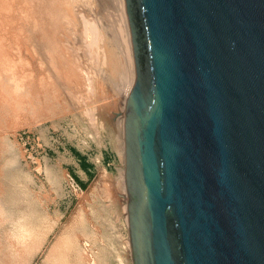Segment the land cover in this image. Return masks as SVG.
<instances>
[{"label":"water","instance_id":"water-1","mask_svg":"<svg viewBox=\"0 0 264 264\" xmlns=\"http://www.w3.org/2000/svg\"><path fill=\"white\" fill-rule=\"evenodd\" d=\"M132 264H264V0H125Z\"/></svg>","mask_w":264,"mask_h":264},{"label":"rangeland","instance_id":"rangeland-1","mask_svg":"<svg viewBox=\"0 0 264 264\" xmlns=\"http://www.w3.org/2000/svg\"><path fill=\"white\" fill-rule=\"evenodd\" d=\"M0 1V40L4 42H0V59L4 62L1 64L0 61V76H3L0 78L8 80V87H14L6 91L15 95L18 90L23 91L25 97L20 98L28 102L30 96L27 93L31 86L34 92L38 93L40 89V94L47 87L43 91L45 94L40 95L34 106L26 102L15 106L12 99L16 96L0 88V92L3 91L0 95L5 94L7 97L3 96V100L0 98V104L5 103L7 105H3L4 109H11H7L9 114L0 105V264H3L4 255L15 262L11 260V264H46L47 258H52L50 256H53V263L56 264H132L127 207L124 203L127 199L123 184V130L118 118L124 113L123 97L131 80L129 74L134 79V67H131V72L128 68L130 65L123 60L125 56L120 49L121 45L117 43L119 36L114 28L116 0H64L60 7L59 19L64 24H59L54 38H58L72 62L77 63L74 64L80 67L78 70L93 73L94 80L98 79L99 84L102 83L96 86L95 95L86 92L82 83L74 80L75 76L72 80L64 69L59 80H53V68L44 52L43 39L33 32L32 21L33 26L40 27L38 21L41 18L35 7L36 10L29 11L28 8L32 6L27 9L21 6L23 0H15L16 3L14 0ZM36 1L32 0V4ZM17 7L21 8L20 11ZM71 7L75 10L69 9ZM24 13H27L26 16ZM34 15L36 21H30ZM91 19L106 26V31L111 33L110 37L105 34L99 41L100 50L97 53L85 48L84 29ZM111 52H114V56ZM4 55L5 58L2 57ZM6 67L10 70H6ZM39 80L41 83L44 80L45 86L42 84L43 87H40ZM13 107H16L17 113ZM18 113L22 114V118ZM11 115L17 118L13 119ZM73 160L80 161L86 179L77 176V171L73 170ZM21 229L28 234H23Z\"/></svg>","mask_w":264,"mask_h":264},{"label":"bare ground","instance_id":"bare-ground-1","mask_svg":"<svg viewBox=\"0 0 264 264\" xmlns=\"http://www.w3.org/2000/svg\"><path fill=\"white\" fill-rule=\"evenodd\" d=\"M3 1V0H2ZM15 1V0H14ZM29 1V2H28ZM1 2V1H0ZM4 2H6V1H4ZM21 2V1H20ZM19 2V3H20ZM100 2V1H99ZM116 2H117V12L115 11V15H116V21H115V25H114V28L116 29V31H115V33L119 36V39H118V42L117 43H119L120 45H121V50L123 51V53H124V56H125V58L123 59V60H125L127 63H128V65H130V66H128V68L131 70L132 68V66L134 67V72L131 70V72H133L134 73V79H133V77L131 78V75L129 74V85H128V87L125 89L126 90V92H125V95H124V104H125V106H124V113L122 114V116L120 117V118H118V122H119V124L121 125V127H122V130H123V160H124V119H125V107H126V102H127V99H128V96H129V94H130V92H131V89H132V87H133V84H134V81H135V65H134V56H133V48H132V42H131V33H130V29H129V24H128V19H127V15H126V9H125V0H116ZM2 3V2H1ZM10 3H11V1H10ZM10 3H9V5H10ZM15 3H16V1H15ZM18 3V4H19ZM23 4H21V6H24V7H26V9L28 8V7H30V6H32V8L30 7V8H28V9H30L29 11H31L32 9H34V7L37 9V13L39 12V14H37L38 16L39 15H41V18L39 19V23H40V27H38L39 25H37V24H34V25H37L36 27L35 26H33V21H32V27H33V32H35V33H37V35L41 38V39H43V48H44V52H45V54H47V56H48V60H49V62L51 63L50 65H52V68H53V70H52V72L54 73L51 77L53 78V80H55V81H58L59 79V77H60V75H61V72H62V70L64 69L65 71V73L67 72V74H69L71 77L70 78H72V80H73V77L75 76V78H74V80H76L78 83H82V86H83V88L85 89V91L86 92H88L89 94H91V95H95V88H96V86H99V85H102V83L101 84H99V82L96 80H94V78H93V73H88V71H83L82 69H80V70H78L77 68L79 67H77V66H75V64H77V63H75V62H72V58H71V56L69 57V56H67V54H65V50L63 49V47L61 46V44H59V40H58V38L56 37V39L54 38L55 36V34H56V32H57V29H58V27L61 25H63L64 23H62L61 24V20L59 19V13H61L60 12V10L62 9H60V7H61V5L64 3V0H38V1H36V3H34V4H32V0H23V2H22ZM31 3V4H30ZM20 4H19V6H20ZM94 4V3H93ZM12 6V5H11ZM20 6V7H21ZM96 6V5H95ZM2 7V6H1ZM14 7H15V5H14ZM8 8V7H7ZM18 8V11H20V9L22 8H20L19 9V7H17ZM16 9V8H15ZM36 9H34V10H36ZM69 9H71L72 11H73V9H72V7L71 8H69ZM68 9V10H69ZM75 10V9H74ZM8 11V10H7ZM21 11H23V10H21ZM17 12V11H16ZM25 12V11H24ZM34 13H35V11H33ZM18 13V12H17ZM19 13H21V12H19ZM18 13V14H19ZM3 14V13H2ZM7 14V13H6ZM5 14V15H6ZM10 14V13H9ZM23 14V13H22ZM25 14V13H24ZM27 14V13H26ZM26 14H25V16H26ZM31 14H33L32 12H31ZM35 14V15H36ZM11 15V14H10ZM35 15H34V17H32V18H30L31 16H30V14H29V18H30V21H31V19L33 20H35ZM72 15V14H71ZM70 15V16H71ZM73 15H75L76 16V14L74 13ZM73 15L71 16V17H73ZM2 16V15H1ZM9 16V15H8ZM18 16V15H17ZM23 16V19L24 20H26V18H25V16L24 15H22ZM28 16V15H27ZM33 16V15H32ZM61 16V15H60ZM7 17V16H6ZM15 17V16H14ZM11 18V17H10ZM3 20H4V18H3ZM10 20V19H9ZM17 19H15V21H16ZM41 20V21H40ZM6 21V20H5ZM36 21V20H35ZM63 21V20H62ZM9 22H12V21H9ZM28 22V21H27ZM2 23V22H1ZM8 23V22H7ZM21 23V22H20ZM30 23V22H29ZM36 23V22H35ZM104 23H105V21H104ZM31 24V23H30ZM60 24V25H59ZM108 24V23H107ZM27 25V24H26ZM29 25V24H28ZM57 25V26H56ZM6 26V25H5ZM21 26V25H20ZM108 26V25H107ZM31 27V26H30ZM29 27V28H30ZM31 27V28H32ZM0 28H2V27H0ZM14 28V27H13ZM24 28H27V27H25V25H24ZM19 29V28H18ZM21 29H23V27L21 28ZM112 29V28H111ZM2 30V29H1ZM32 30V29H31ZM60 30V29H59ZM101 30V31H100ZM3 31V30H2ZM18 31H21V30H18ZM24 31V30H23ZM26 31V30H25ZM84 31H85V37H86V41H85V48L86 49H89V51H94V53L96 52H98L99 50H100V48H99V41L103 38V36H105V34H108L109 36L108 37H110V35H111V33H109L108 31H106V26H104V25H100L98 22H94L92 19L91 20H89V22L85 25V29H84ZM113 31V30H112ZM6 32V31H5ZM17 32V31H16ZM28 32V31H27ZM101 32V33H100ZM3 33V32H2ZM11 33H12V31H11ZM10 33V34H11ZM25 33V32H24ZM114 33V34H115ZM1 34V33H0ZM4 34H6V33H4ZM10 34H8V35H10ZM31 34V33H30ZM27 35V34H26ZM1 36V35H0ZM3 36V35H2ZM6 36H7V34H6ZM29 36V35H28ZM32 36H34V35H32ZM36 36V35H35ZM58 36V35H57ZM5 36H3V38H4ZM17 37V36H16ZM27 37V36H26ZM107 37V41L109 42V38ZM113 37V36H112ZM115 37V36H114ZM117 37V36H116ZM115 37V38H116ZM10 38H12V37H10ZM22 38V37H21ZM29 38V37H28ZM105 38V37H104ZM2 39V38H1ZM9 39V38H8ZM40 39V40H41ZM46 39V40H45ZM106 39V38H105ZM117 39V38H116ZM22 40V39H21ZM21 40H20V42H21ZM36 40H37V38H36ZM15 41V40H14ZM0 42L1 43H3L4 44V42H2L1 40H0ZM19 42V41H18ZM20 42H19V44H20ZM0 43V44H1ZM11 43V42H10ZM15 44V43H14ZM18 44V43H17ZM22 44V43H21ZM32 44H33V42H32ZM131 44V45H130ZM7 45V44H6ZM40 45V44H39ZM116 45H118V44H116ZM1 46V45H0ZM18 46V45H17ZM21 46V45H20ZM33 46V45H32ZM35 46V45H34ZM72 46V45H71ZM77 46V45H76ZM104 46V45H103ZM106 46V45H105ZM108 46V45H107ZM5 47H7V46H5ZM12 47V46H11ZM14 47H16V46H13V48ZM110 47V46H109ZM1 48H2V46H1ZM12 48V49H13ZM21 48L23 49V47L21 46ZM72 48V47H71ZM111 48V47H110ZM4 49V48H3ZM8 49H10V48H8ZM75 49V48H74ZM105 49V48H104ZM5 50V49H4ZM6 50H7V48H6ZM5 50V51H6ZM15 50V49H14ZM77 50V49H76ZM79 50V49H78ZM108 50V49H107ZM120 50V51H121ZM0 51H1V49H0ZM8 51H10V50H8ZM19 51V50H18ZM17 51V53H19ZM74 51V50H73ZM81 51V50H80ZM79 51V52H80ZM113 51V50H112ZM4 52V51H3ZM37 52V51H36ZM35 52V53H36ZM110 52V51H109ZM2 53V52H1ZM8 53V52H7ZM15 53H16V51H15ZM112 53V52H111ZM121 53V52H120ZM107 54V53H106ZM113 54V56H114V52L112 53ZM122 54V53H121ZM14 55V54H13ZM78 55H79V53H78ZM109 55V54H108ZM75 56H76V54H75ZM75 56H74V58H75ZM107 56V55H106ZM115 56H117V55H115ZM2 57H4L5 58V55L4 56H2ZM7 57V56H6ZM8 57H9V54H8ZM21 57V56H20ZM80 57H81V55H80ZM99 57V56H98ZM98 57H96L97 59H99ZM111 57V56H110ZM17 58V57H16ZM26 58V57H25ZM78 58H79V56H78ZM108 58V57H107ZM112 58V57H111ZM110 58V59H111ZM11 59H12V57H11ZM15 59V58H14ZM82 59V58H81ZM106 59V58H105ZM112 59H114V57L112 58ZM18 60H20V59H18ZM24 60V59H23ZM74 60V59H73ZM132 60H133V62H132ZM0 61H1V59H0ZM99 61V60H98ZM106 61V60H105ZM16 62V61H15ZM15 62L13 63V65L15 64ZM102 62V61H101ZM2 63H4V62H2L1 61V64ZM24 62H22V64H23ZM29 63V62H28ZM75 63V64H74ZM123 63H125L124 61H123ZM133 64V65H131V64ZM6 64V63H5ZM5 64H3V65H5ZM21 64V63H20ZM95 64V63H94ZM12 65V66H13ZM19 65V64H18ZM29 65V64H28ZM49 65V66H50ZM125 65V64H124ZM5 66H9L8 64L7 65H5ZM15 66V65H14ZM24 66V65H23ZM105 66V65H104ZM1 67V66H0ZM7 67L5 68L6 70H8L7 69ZM3 68V67H2ZM14 68V67H13ZM22 68V67H21ZM40 68V67H39ZM80 68V67H79ZM15 69H17V68H15ZM10 70V69H9ZM13 69H11V71H12ZM45 70H47V69H45ZM28 71V70H27ZM49 71V70H48ZM51 71V70H50ZM83 71V72H82ZM126 71V70H125ZM23 72V71H22ZM39 72V71H38ZM44 72V71H43ZM64 72H62V73H64ZM128 72H130V71H128ZM11 73V72H10ZM14 73V72H13ZM105 73V72H104ZM20 74V73H19ZM26 74V73H25ZM27 74H28V72H27ZM35 74H36V72H35ZM38 74V73H37ZM40 74H41V71H40ZM13 75H15V74H13ZM12 75V76H13ZM45 75H47V73L45 74ZM49 75V74H48ZM64 75V74H63ZM127 75H128V73H127ZM20 76V75H19ZM23 76V75H22ZM31 76V75H30ZM32 76H34V75H32ZM31 76V77H32ZM0 77H3V76H0ZM14 77V76H13ZM18 77V76H17ZM50 77V76H49ZM20 78V77H19ZM28 78V77H27ZM39 78H41V77H39ZM13 79L14 78H12V81H13ZM17 79V78H16ZM36 79H38V76H37V78ZM58 79V80H57ZM66 79V78H65ZM11 80V79H10ZM19 80V79H18ZM52 80V81H53ZM7 81L8 80H6V79H4V78H0V88H1V90H4V92H9V93H11L10 91H6V89L8 88H10V87H8V85H7ZM29 81V80H28ZM40 81V87H43L42 86V84L44 85V80L42 81V83H41V80H39ZM69 81V80H68ZM68 81H66V82H68ZM102 81V80H101ZM15 84H17L16 83V80L15 81H13ZM19 82V81H18ZM26 82V81H25ZM65 82V81H64ZM70 82V81H69ZM12 83V82H11ZM29 83V82H28ZM32 83V82H31ZM36 83V82H35ZM53 83V82H52ZM51 83V84H52ZM14 84V85H15ZM34 84V83H33ZM32 84V85H33ZM48 84V83H47ZM18 85V84H17ZM26 85V84H25ZM30 86H31V84H29ZM35 85V84H34ZM20 86V85H19ZM18 86V87H19ZM28 86V85H27ZM29 86V87H30ZM45 86V85H44ZM13 87V86H12ZM10 88V89H14V87L13 88ZM17 86L15 87V88H18ZM21 88H22V86H21ZM28 88V87H27ZM31 88H32V86H31ZM31 88L29 89V91H28V96H30V99L28 100V102H26L27 104H32V106H34L33 104H35L36 103V101H37V99L39 100V97H40V95L43 93V94H45L43 91H44V89L45 88H47V87H45L41 92V94H40V89L38 90L39 92L37 93V92H34L33 91V88H32V91H31ZM23 89V88H22ZM36 89V88H35ZM34 89V90H35ZM42 89V88H41ZM60 89V88H59ZM49 91V90H48ZM84 91V90H83ZM2 93H3V91H1ZM0 92V93H1ZM15 92V91H14ZM23 91L22 92H20L19 90H18V93L16 92V95H15V93L13 94V93H11L12 95H15L16 96V98L15 99H12V104H14L15 106H21L22 105V103H24L25 104V102H23L21 99L23 98H20L21 96H24L23 95ZM25 94V93H24ZM3 95V94H2ZM5 95V94H4ZM3 95V96H4ZM6 95H9L10 96V94H6ZM1 96V95H0ZM3 96H1L0 98H2ZM89 96V95H88ZM4 97H6V96H4ZM25 97V96H24ZM44 97V96H43ZM7 98V97H6ZM5 98V100H7ZM11 98H12V96H11ZM11 98L9 97V101L11 100ZM27 99H28V97H26ZM46 98V97H45ZM24 99V98H23ZM2 100H3V98H2ZM25 100V99H24ZM3 101H1V103H2ZM6 103H7V101H6ZM10 103V102H9ZM5 103H2V104H0V105H4ZM23 104V105H24ZM7 104H5V106H6ZM10 105V104H9ZM12 106V105H11ZM26 106H28V105H26ZM23 107V106H22ZM12 108V107H11ZM15 108L16 107H13V109H14V111H15ZM18 108V107H17ZM3 109H4V106H3ZM5 109L7 110V109H9L8 107L6 108L5 107ZM4 109V110H5ZM20 109H22V108H20ZM20 109H19V111H20ZM6 110H5V112H6ZM9 110H11V109H9ZM9 110H7V112L9 111ZM23 110V109H22ZM33 110V109H32ZM1 112H3L4 113V111H1ZM11 112H13V110L11 111ZM18 112V111H17ZM16 111H15V113H17ZM22 112V111H21ZM26 112V111H25ZM93 112H94V110H93ZM9 113V112H8ZM20 113V112H19ZM18 113V114H19ZM10 114V113H9ZM17 114V115H18ZM23 114H24V112H23ZM34 114V113H33ZM5 115V114H4ZM14 115V114H13ZM21 115V118H22V114H19V116ZM26 115V114H25ZM24 115V116H25ZM3 116V115H2ZM12 116V115H11ZM16 116V115H15ZM34 116V115H33ZM5 118V117H4ZM12 118H13V116H12ZM17 118V117H16ZM16 118H13V119H16ZM20 118V119H21ZM91 118V117H90ZM94 120V119H93ZM7 121H8V119H7ZM7 121H5V122H7ZM14 121V120H13ZM16 121V120H15ZM23 121V120H22ZM40 121V120H39ZM20 122V121H19ZM8 123V122H7ZM14 123V122H13ZM13 123H11V125L13 126L14 124ZM21 123V122H20ZM8 124H10V123H8ZM8 124H7V126H8ZM24 124V123H23ZM6 126V125H5ZM19 126V125H18ZM17 126V127H18ZM9 127V126H8ZM14 127V126H13ZM13 127H12V129H13ZM21 127H23V126H21ZM30 127V126H29ZM30 131V130H29ZM14 132V131H13ZM15 133V132H14ZM1 136H2V134H1ZM4 136V135H3ZM2 138V137H1ZM3 139H5V138H3ZM5 141V140H4ZM14 141V140H13ZM5 143V142H4ZM3 143V144H4ZM2 144V145H3ZM1 150V149H0ZM4 150V149H3ZM8 151V150H7ZM19 155H21V154H19ZM13 160V159H12ZM15 161V160H14ZM123 171H124V166H123ZM123 171H121V176L120 177H122V175H123ZM121 181L123 180V178L122 179H120ZM121 184V183H120ZM123 184H125V178H124V182H123ZM123 184H122V186H123ZM112 185V184H111ZM121 187V186H120ZM125 187V186H124ZM121 189V188H120ZM1 190V189H0ZM51 191V190H50ZM125 192H126V189H125ZM3 194V193H2ZM45 194V193H44ZM126 199H127V196H126ZM3 200V199H2ZM124 203H126L125 205H126V207H127V202H124ZM3 211V210H2ZM7 218V217H6ZM5 218V219H6ZM3 221V220H2ZM8 221V220H7ZM17 221H19V220H17ZM23 223V222H22ZM25 223V222H24ZM24 225H28V224H24ZM127 225H128V215H127ZM30 226V225H29ZM26 228H28L27 226H25ZM18 229H19V227H18ZM28 230H30L29 228H28ZM4 231V230H3ZM21 232L23 233V234H25L23 231H22V229H21ZM20 232V233H21ZM32 232V231H31ZM4 233V232H3ZM5 234V233H4ZM28 234V233H27ZM27 234H25V235H27ZM31 235V234H30ZM79 235V234H78ZM4 236V235H3ZM14 236V235H13ZM13 236H10V237H12L13 238ZM18 236V235H17ZM20 236H23L22 234L20 235ZM6 237V236H5ZM25 237V236H24ZM80 237V236H79ZM9 239V238H8ZM29 239V238H28ZM10 240V239H9ZM13 240V239H12ZM18 240V239H17ZM32 240V239H31ZM14 241V240H13ZM22 241V240H21ZM8 243V242H7ZM12 243V242H11ZM11 243H9V244H11ZM9 246V245H8ZM8 246H6V247H8ZM37 246V245H36ZM19 247V246H18ZM24 247V246H23ZM22 247V248H23ZM129 247H130V242H129ZM17 248V247H16ZM15 248V249H16ZM18 249V248H17ZM48 249V248H47ZM64 249V248H63ZM8 250H10V249H8ZM24 250V249H23ZM131 250V249H130ZM12 251V250H11ZM14 251V250H13ZM16 252H17V250H15ZM43 251V250H42ZM6 252H8V251H6ZM18 253V252H17ZM23 253V252H22ZM13 254H15V252L13 253ZM19 254H20V252H19ZM3 255V254H2ZM50 255H52V254H50ZM49 255V256H50ZM8 256V255H7ZM11 256V255H10ZM17 256V255H16ZM28 256V255H27ZM46 256V255H45ZM12 257V256H11ZM50 257H52V258H47V260H46V264H56V263H53V262H55V261H53V256H50ZM17 258V257H16ZM19 258V257H18ZM20 258H21V256H20ZM23 258V257H22ZM130 258H131V251H130ZM60 259V258H59ZM12 260V259H11ZM10 259H8V257H5V255L3 256V259H2V262H3V264H11V261ZM14 260H15V258H14ZM18 260V259H17ZM43 260V259H42ZM16 261V260H15ZM22 261V260H21ZM57 261V260H56ZM12 262H14L13 260H12ZM45 262V261H44ZM132 262V261H131ZM15 263V262H14ZM18 263V262H17ZM44 264V263H43Z\"/></svg>","mask_w":264,"mask_h":264},{"label":"crops","instance_id":"crops-1","mask_svg":"<svg viewBox=\"0 0 264 264\" xmlns=\"http://www.w3.org/2000/svg\"><path fill=\"white\" fill-rule=\"evenodd\" d=\"M80 164H81L80 161L73 160V170L77 171L78 173L77 176L83 180L86 179V175L84 172L85 170L81 169Z\"/></svg>","mask_w":264,"mask_h":264}]
</instances>
